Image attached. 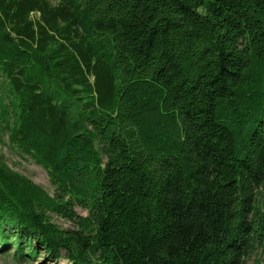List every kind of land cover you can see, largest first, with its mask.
<instances>
[{"label":"trees","instance_id":"trees-1","mask_svg":"<svg viewBox=\"0 0 264 264\" xmlns=\"http://www.w3.org/2000/svg\"><path fill=\"white\" fill-rule=\"evenodd\" d=\"M0 134V254L264 258V0H0Z\"/></svg>","mask_w":264,"mask_h":264},{"label":"rangeland","instance_id":"rangeland-1","mask_svg":"<svg viewBox=\"0 0 264 264\" xmlns=\"http://www.w3.org/2000/svg\"><path fill=\"white\" fill-rule=\"evenodd\" d=\"M0 155L3 160H5L9 166L28 176L31 180H33L36 184L41 186L48 192H52L53 187L50 185L48 176L46 171L41 167L36 165L29 158H22L15 150L12 148L7 140V136L5 134H0ZM76 212L80 215L87 214L85 209H81L80 207H76ZM52 222H55L59 226L68 227L70 224L63 219H59L56 216L51 215ZM13 250L8 253L0 254V264H38V261L28 260V261H19L15 257L12 256ZM264 264L263 254L259 252L253 253V255L246 260V264ZM40 264V263H39Z\"/></svg>","mask_w":264,"mask_h":264}]
</instances>
